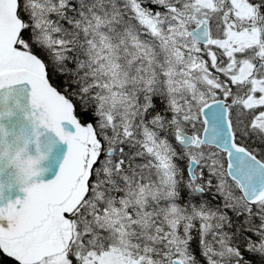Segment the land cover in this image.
<instances>
[{"label":"snow or ice","instance_id":"6c2138e0","mask_svg":"<svg viewBox=\"0 0 264 264\" xmlns=\"http://www.w3.org/2000/svg\"><path fill=\"white\" fill-rule=\"evenodd\" d=\"M0 264H264V0H0Z\"/></svg>","mask_w":264,"mask_h":264}]
</instances>
